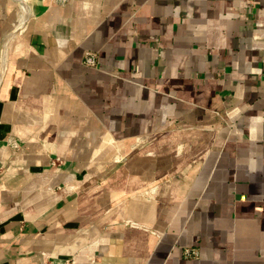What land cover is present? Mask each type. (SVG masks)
Instances as JSON below:
<instances>
[{"label":"crops","instance_id":"0c3cea01","mask_svg":"<svg viewBox=\"0 0 264 264\" xmlns=\"http://www.w3.org/2000/svg\"><path fill=\"white\" fill-rule=\"evenodd\" d=\"M0 264H264V0H0Z\"/></svg>","mask_w":264,"mask_h":264},{"label":"built area","instance_id":"2783aa9c","mask_svg":"<svg viewBox=\"0 0 264 264\" xmlns=\"http://www.w3.org/2000/svg\"><path fill=\"white\" fill-rule=\"evenodd\" d=\"M83 63L87 66V67H95L97 64V55L95 53H86ZM10 148L15 151L16 149H18V144L15 142H12L10 145ZM185 255L195 258L197 257L198 253L197 251H195L194 249H186L184 251Z\"/></svg>","mask_w":264,"mask_h":264},{"label":"bare ground","instance_id":"6f19581e","mask_svg":"<svg viewBox=\"0 0 264 264\" xmlns=\"http://www.w3.org/2000/svg\"><path fill=\"white\" fill-rule=\"evenodd\" d=\"M24 23V17L22 18V20H21V24H23Z\"/></svg>","mask_w":264,"mask_h":264},{"label":"water","instance_id":"95a60500","mask_svg":"<svg viewBox=\"0 0 264 264\" xmlns=\"http://www.w3.org/2000/svg\"><path fill=\"white\" fill-rule=\"evenodd\" d=\"M25 8L23 7V10H24ZM25 13V12H24Z\"/></svg>","mask_w":264,"mask_h":264}]
</instances>
